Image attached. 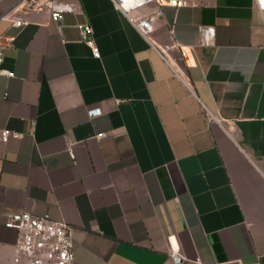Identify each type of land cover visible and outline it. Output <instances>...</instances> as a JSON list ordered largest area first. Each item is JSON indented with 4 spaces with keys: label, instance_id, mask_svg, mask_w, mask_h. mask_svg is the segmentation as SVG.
<instances>
[{
    "label": "crops",
    "instance_id": "crops-1",
    "mask_svg": "<svg viewBox=\"0 0 264 264\" xmlns=\"http://www.w3.org/2000/svg\"><path fill=\"white\" fill-rule=\"evenodd\" d=\"M19 1L0 0V67L15 72H0V127L21 133L0 138V264L20 209L70 222L76 264H264L256 0L167 3L150 38L113 0H62V26L41 10L14 25ZM199 24L215 25L213 44Z\"/></svg>",
    "mask_w": 264,
    "mask_h": 264
},
{
    "label": "built area",
    "instance_id": "built-area-1",
    "mask_svg": "<svg viewBox=\"0 0 264 264\" xmlns=\"http://www.w3.org/2000/svg\"><path fill=\"white\" fill-rule=\"evenodd\" d=\"M115 6L126 13L136 24L138 29L147 37H151L157 29V17L164 13L163 5L172 3L177 7L189 5L191 0H113ZM157 3L154 10L144 11L143 7L150 3ZM257 6L264 10V0H256ZM41 10L49 12L51 18L62 26V15L66 11L74 10V6L62 0H20L6 14L13 18V24L21 26L25 23L22 12ZM17 12L18 14L14 13ZM80 28L83 38L93 46L94 53L100 55L99 47L91 37L93 27L90 23L81 22ZM201 33L200 43L210 45L214 43L216 27L212 24H199ZM173 31V30H172ZM8 36L0 37V64L4 60V49L12 44ZM178 43V42H177ZM180 45V44H179ZM184 56L189 55L191 45H180ZM0 72L14 75L10 69L0 67ZM101 107L89 109L91 115L101 113ZM21 133L9 127H0V138L7 140L10 136ZM104 134V133H103ZM6 224L18 229L19 236L11 264H76L72 224L65 220L53 218L48 212L35 213L20 209L12 212ZM255 264H261L257 262Z\"/></svg>",
    "mask_w": 264,
    "mask_h": 264
},
{
    "label": "water",
    "instance_id": "water-1",
    "mask_svg": "<svg viewBox=\"0 0 264 264\" xmlns=\"http://www.w3.org/2000/svg\"><path fill=\"white\" fill-rule=\"evenodd\" d=\"M176 259L180 260L181 258L177 256Z\"/></svg>",
    "mask_w": 264,
    "mask_h": 264
}]
</instances>
